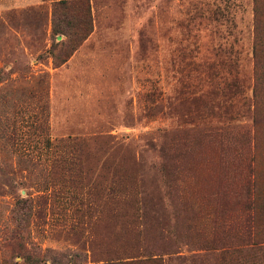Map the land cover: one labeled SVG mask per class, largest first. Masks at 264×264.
Segmentation results:
<instances>
[{"label":"rangeland","instance_id":"374dc122","mask_svg":"<svg viewBox=\"0 0 264 264\" xmlns=\"http://www.w3.org/2000/svg\"><path fill=\"white\" fill-rule=\"evenodd\" d=\"M60 1L0 0V264H264V0Z\"/></svg>","mask_w":264,"mask_h":264},{"label":"trees","instance_id":"16d2710c","mask_svg":"<svg viewBox=\"0 0 264 264\" xmlns=\"http://www.w3.org/2000/svg\"><path fill=\"white\" fill-rule=\"evenodd\" d=\"M76 4H85L86 2L84 1H78V2H69L68 0H61L59 2V6L63 7L64 9H71L72 6L76 5ZM84 11H82V16H83V20L84 23L83 24H76L74 22H72L70 28L75 30V34L78 35L79 31L82 29V31H84V33L86 34L89 30H90V26H88V24H90V10L88 9V7L83 9ZM28 260H30L31 263L33 264H48V261H46L42 255L35 253L32 257H30ZM50 264H70L72 262V260L69 259V256L67 255H62V257H56L50 260Z\"/></svg>","mask_w":264,"mask_h":264}]
</instances>
